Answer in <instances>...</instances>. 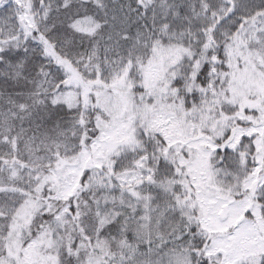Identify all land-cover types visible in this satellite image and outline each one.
<instances>
[{
  "label": "snow or ice",
  "instance_id": "6c2138e0",
  "mask_svg": "<svg viewBox=\"0 0 264 264\" xmlns=\"http://www.w3.org/2000/svg\"><path fill=\"white\" fill-rule=\"evenodd\" d=\"M0 264H264V0H0Z\"/></svg>",
  "mask_w": 264,
  "mask_h": 264
}]
</instances>
